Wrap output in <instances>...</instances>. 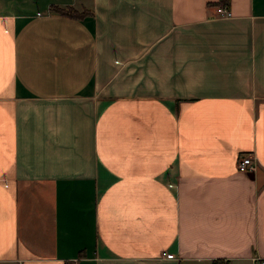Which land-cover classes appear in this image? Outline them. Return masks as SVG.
I'll use <instances>...</instances> for the list:
<instances>
[{
  "label": "crops",
  "instance_id": "crops-1",
  "mask_svg": "<svg viewBox=\"0 0 264 264\" xmlns=\"http://www.w3.org/2000/svg\"><path fill=\"white\" fill-rule=\"evenodd\" d=\"M262 259L264 0H0V264Z\"/></svg>",
  "mask_w": 264,
  "mask_h": 264
},
{
  "label": "built area",
  "instance_id": "built-area-1",
  "mask_svg": "<svg viewBox=\"0 0 264 264\" xmlns=\"http://www.w3.org/2000/svg\"><path fill=\"white\" fill-rule=\"evenodd\" d=\"M216 12L218 16L228 17L232 14L228 5H217ZM237 167L240 171L249 172L254 171L257 168V159L251 153H243L239 156L237 161ZM222 264H228L223 262ZM261 264H264V259H262Z\"/></svg>",
  "mask_w": 264,
  "mask_h": 264
},
{
  "label": "trees",
  "instance_id": "trees-1",
  "mask_svg": "<svg viewBox=\"0 0 264 264\" xmlns=\"http://www.w3.org/2000/svg\"><path fill=\"white\" fill-rule=\"evenodd\" d=\"M71 8V7H70ZM57 11H59V12H61V13H64V14H67V15H70V16H72V17H82L83 16V14L86 12L85 10H83V11H81V13H72V12H70V11H68V10H62V9H59V8H55ZM54 9V10H55Z\"/></svg>",
  "mask_w": 264,
  "mask_h": 264
},
{
  "label": "rangeland",
  "instance_id": "rangeland-1",
  "mask_svg": "<svg viewBox=\"0 0 264 264\" xmlns=\"http://www.w3.org/2000/svg\"><path fill=\"white\" fill-rule=\"evenodd\" d=\"M65 10H68V11L72 12L73 14H74V13H77V12H78V13H81V11H82V10L80 11V10H78V9H76V8H72V7H71V8L69 7V8H67V9H65ZM230 10H231V9H230ZM231 15H232V14H231ZM260 263H261V262H260Z\"/></svg>",
  "mask_w": 264,
  "mask_h": 264
}]
</instances>
